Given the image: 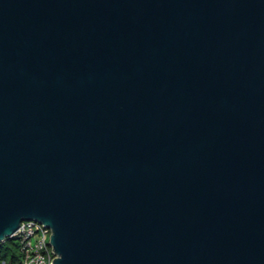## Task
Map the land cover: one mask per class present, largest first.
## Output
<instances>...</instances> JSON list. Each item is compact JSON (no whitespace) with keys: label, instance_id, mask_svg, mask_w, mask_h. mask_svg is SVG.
I'll list each match as a JSON object with an SVG mask.
<instances>
[{"label":"water","instance_id":"water-1","mask_svg":"<svg viewBox=\"0 0 264 264\" xmlns=\"http://www.w3.org/2000/svg\"><path fill=\"white\" fill-rule=\"evenodd\" d=\"M30 220L52 264H264V0H0V243Z\"/></svg>","mask_w":264,"mask_h":264},{"label":"built area","instance_id":"built-area-1","mask_svg":"<svg viewBox=\"0 0 264 264\" xmlns=\"http://www.w3.org/2000/svg\"><path fill=\"white\" fill-rule=\"evenodd\" d=\"M50 229L34 220L21 222L14 237L20 245L22 264H52ZM5 264V263H3Z\"/></svg>","mask_w":264,"mask_h":264},{"label":"trees","instance_id":"trees-1","mask_svg":"<svg viewBox=\"0 0 264 264\" xmlns=\"http://www.w3.org/2000/svg\"><path fill=\"white\" fill-rule=\"evenodd\" d=\"M22 264L20 245L15 238L0 243V264Z\"/></svg>","mask_w":264,"mask_h":264},{"label":"clouds","instance_id":"clouds-1","mask_svg":"<svg viewBox=\"0 0 264 264\" xmlns=\"http://www.w3.org/2000/svg\"><path fill=\"white\" fill-rule=\"evenodd\" d=\"M61 254V253H60ZM60 258H62V254L60 255Z\"/></svg>","mask_w":264,"mask_h":264}]
</instances>
